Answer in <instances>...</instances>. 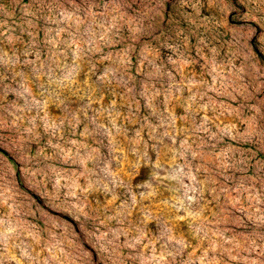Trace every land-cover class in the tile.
<instances>
[{
	"label": "rangeland",
	"instance_id": "obj_1",
	"mask_svg": "<svg viewBox=\"0 0 264 264\" xmlns=\"http://www.w3.org/2000/svg\"><path fill=\"white\" fill-rule=\"evenodd\" d=\"M0 264H264V0H0Z\"/></svg>",
	"mask_w": 264,
	"mask_h": 264
}]
</instances>
